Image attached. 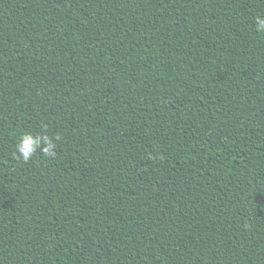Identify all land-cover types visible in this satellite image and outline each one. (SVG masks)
Returning a JSON list of instances; mask_svg holds the SVG:
<instances>
[{
    "label": "trees",
    "instance_id": "obj_1",
    "mask_svg": "<svg viewBox=\"0 0 264 264\" xmlns=\"http://www.w3.org/2000/svg\"><path fill=\"white\" fill-rule=\"evenodd\" d=\"M264 0H0V264H264ZM55 158L17 159L24 132Z\"/></svg>",
    "mask_w": 264,
    "mask_h": 264
},
{
    "label": "clouds",
    "instance_id": "obj_2",
    "mask_svg": "<svg viewBox=\"0 0 264 264\" xmlns=\"http://www.w3.org/2000/svg\"><path fill=\"white\" fill-rule=\"evenodd\" d=\"M255 30L257 33H264V16L255 18ZM58 136H50L44 132H24L14 144V154L17 159L27 163L36 154L42 153L46 157L55 158Z\"/></svg>",
    "mask_w": 264,
    "mask_h": 264
}]
</instances>
